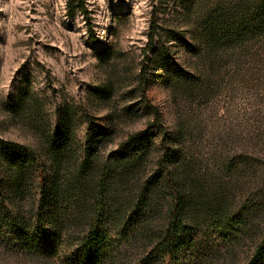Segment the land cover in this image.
Here are the masks:
<instances>
[{"label":"rangeland","instance_id":"1","mask_svg":"<svg viewBox=\"0 0 264 264\" xmlns=\"http://www.w3.org/2000/svg\"><path fill=\"white\" fill-rule=\"evenodd\" d=\"M66 1L0 0V155L15 158L6 144L15 143L46 168L21 194L0 196V264H77L92 225L103 264H264V0H87V18H68ZM164 49L168 57L152 64ZM141 74L162 128L138 107ZM108 85L110 97L97 99ZM65 114L70 134L55 148ZM97 124L108 131L100 141ZM149 128L148 153L122 179L118 148L139 152L136 138ZM88 135L97 172L79 171ZM165 136L199 191L189 193L197 203L180 244L159 251L167 202L140 199L136 187L155 171ZM55 163L66 200L40 208ZM38 217L55 235L50 250L40 248Z\"/></svg>","mask_w":264,"mask_h":264},{"label":"trees","instance_id":"2","mask_svg":"<svg viewBox=\"0 0 264 264\" xmlns=\"http://www.w3.org/2000/svg\"><path fill=\"white\" fill-rule=\"evenodd\" d=\"M86 5L87 0H67L65 3L66 16L68 18H73L75 15H81L87 18L88 11ZM154 31L155 23L153 21L151 23L148 35V44L146 46L147 50H150L153 47ZM158 51L154 50L153 52L154 58L152 64H157L160 66L162 64L161 62H164V59L168 57V51L167 49L161 50L160 54ZM111 90L112 89L110 85L106 87H100L94 90V95L97 96V99L106 101L111 95ZM135 90L139 96L138 107L142 108L145 112L150 113L153 117V120L156 122L155 125H158L160 128H162L160 123V113L147 98V82L143 74L139 75V80L135 85ZM128 114V109L123 110L122 115L126 116ZM120 117L121 116L118 114L117 118ZM113 120L114 119L111 118L106 122L107 130L109 131H111L114 127ZM60 122L61 127L58 128L54 136L56 137L55 139L57 140V143H52L54 147L60 144H65L69 137L72 126L71 120L66 114L62 116ZM107 130L103 129L101 125L97 124L96 133L99 134V141L101 139L103 140L108 135ZM150 132L151 128L140 133V138H136L137 142L140 144L139 148L137 147V150H140L139 152L133 150L134 152L132 151L128 154V151L131 150L128 149L125 144L118 148V151L115 154L116 156L114 157V166L120 171L122 179H130L129 177H134L133 173H135V170L141 163L142 155H146L149 151L148 145L144 144L150 139ZM89 138L90 136L88 135L84 143L83 163L79 167V171L85 170L88 172L92 170L97 172L98 169L101 168V165L99 166V159L97 158V155L94 156V150L97 143H90ZM3 143L4 142L0 140V147ZM6 144H8L12 152V156L16 157L9 160L8 158L0 155V196L4 192L21 194L23 190L27 188L28 178L30 176L39 175L42 177L43 171L41 168H44L46 171V168L43 167L44 163H39L38 157L28 148L15 143ZM155 151L158 152V156L154 163L156 169L149 179H147L144 183L137 185L136 191L139 192L140 199L150 197L151 195L154 196L155 199L162 198L167 202L168 208L165 217L166 222L164 225L163 234L161 235V240L157 244V249L159 251H164L167 248H173L176 244H180L182 233H184L190 226V207L192 206V208H194L197 203L196 197H194V195L189 196V193L190 191L199 190L195 186L196 184L194 185L189 182V175L180 171L179 166H184V163L178 159L179 156L177 155L174 148H172L170 139L167 140L166 136L163 137ZM52 170V176L49 177V181L45 182L43 184L44 186L42 187V190L47 187L46 189H48V191H40L38 202V206L40 208H43L42 206L48 203L52 209H56L62 200H66L68 191H57V181L60 172L59 163H55L52 166ZM108 172L110 171L105 168L103 173ZM185 181H188L191 184H189L191 187L190 190H185L182 188V182ZM107 182L105 183V181H103V183H101L102 191H108ZM94 189L97 190V186H95ZM162 191H166V195L160 197L159 193ZM99 208L100 206H96V209H90L93 214H96L98 213L96 211H98ZM188 211H190V214H188ZM220 216L223 217L224 214H221ZM193 220H191V223ZM10 224L14 232H17L20 235L25 234V227L19 222L17 217L11 216ZM42 228L43 226L41 220L38 217L36 229L38 236H41L40 239L42 244L40 248L50 250L51 246H54L53 243L55 241V235H53V233H51V231L48 229H46L47 231L44 232ZM97 231L98 229L92 225L89 235L86 238L87 241L83 245V251L80 254L77 264H103L106 261L105 257H103V251L100 245L101 234H99Z\"/></svg>","mask_w":264,"mask_h":264}]
</instances>
